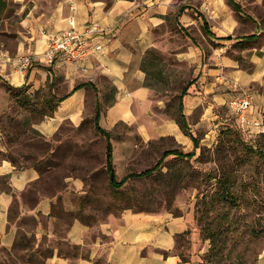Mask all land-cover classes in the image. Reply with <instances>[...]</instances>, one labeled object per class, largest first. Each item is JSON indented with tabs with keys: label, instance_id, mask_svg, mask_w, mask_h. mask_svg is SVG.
<instances>
[{
	"label": "crops",
	"instance_id": "crops-1",
	"mask_svg": "<svg viewBox=\"0 0 264 264\" xmlns=\"http://www.w3.org/2000/svg\"><path fill=\"white\" fill-rule=\"evenodd\" d=\"M16 1L20 11H23L21 23L31 33L28 38L18 39L15 56L7 50H0V55L10 59L34 56L36 61L26 73H19L12 62L0 64V114L7 111L13 100L7 90L1 89V83L6 89L15 88L16 93L23 90L31 97V94L46 89L49 77L52 82L53 76L61 75L63 87L69 89L65 95H70L56 105L51 116H45L32 126L50 144L49 159H58L59 155L61 161L67 159L70 146L65 144V135L61 138L57 136L61 135L65 124L76 129L83 126L88 111L94 110L97 99L102 106H106L101 113L100 125L109 132L120 121H137L138 113L151 119L149 114L155 100L145 84L143 63L153 46L150 26L157 18L156 14L165 15L170 7L183 8L179 16L181 20L190 19L199 23L191 15V11L197 8L203 14L199 17L202 29L206 23L211 33L205 36L219 43L218 47L211 48L208 63L203 65L204 76L199 77L201 82L208 79L205 85L199 87L203 93L213 94L218 106L226 103L227 94L219 93V88L223 87L216 83L224 76L236 79L240 87H258L260 91L254 97L255 101L258 102L260 97V102L264 103V0H234L241 8L240 12H235L228 0H204L202 5L200 0H53V4L45 7L39 6L35 0H30L34 4L28 6L25 4L28 0ZM72 16L79 27L89 23L99 24L102 33L89 41L90 55L84 61L67 63L57 59L55 63L48 64L43 53L49 39L66 30L68 18ZM239 22L251 32L237 39L229 37L230 25ZM250 35L258 36L252 41L257 42V47L253 49L258 53L251 57L253 67L245 71L229 57L228 43L238 44L241 38ZM96 45L101 46L97 52L94 50ZM88 82L96 88V92L91 87L72 92L76 85ZM198 89L193 84L190 91L200 95ZM200 101L199 96H188L185 115L190 113V110L186 111L188 105L192 107ZM161 126L164 127L159 132L160 136H174L185 145V153L189 151L191 140L175 123L168 120ZM147 131L144 129L140 133L148 135ZM2 148L0 142L1 151ZM76 149L82 159L81 166L76 168L78 173L74 175L73 168L68 166L54 190L44 187L43 175L36 167L19 168L8 160H0V264L9 259L7 252L13 251L20 232L24 231L17 224L20 221L33 222L31 231L24 232L34 237L35 249L43 246L51 249V254L42 264H196L194 254L205 253L209 246L207 241L196 243L199 237L191 214L173 216L169 213L126 210L118 217L109 215L106 221L96 226L82 219V201L93 195L94 185L99 181L87 169L86 153L89 150L84 147ZM99 172L101 183L108 184L104 160ZM55 206H62L64 211L74 214L62 238L54 233L61 222L60 218L52 217ZM43 219L45 224L41 222ZM186 240L194 250L192 256L184 255L187 258L184 261L178 248H183L181 245ZM72 247H78V250L68 251ZM72 253H76L77 257H71Z\"/></svg>",
	"mask_w": 264,
	"mask_h": 264
},
{
	"label": "rangeland",
	"instance_id": "rangeland-1",
	"mask_svg": "<svg viewBox=\"0 0 264 264\" xmlns=\"http://www.w3.org/2000/svg\"><path fill=\"white\" fill-rule=\"evenodd\" d=\"M35 2L39 6L43 5L42 7L53 4V0ZM204 2L200 0L201 5ZM7 3V9L0 13V50H7L15 56L18 39L28 38L31 31L21 23L23 11H20L17 1L7 0ZM25 4L28 6L34 3L28 0ZM177 15L178 9L170 7L165 15L156 14L157 18L150 26L153 46L145 57L144 65L145 84L150 88L155 100L153 110L149 114L151 119L148 120L138 113L137 121L132 123L120 121L110 131L118 179L131 172L139 173L154 166L165 150L177 149L186 152L185 145L178 142L174 136L159 135L164 127L161 125L168 120L175 123L172 118L178 97L185 85L194 82L198 89L208 82V79L199 81V77L204 76L203 65L208 63L211 48L218 47L219 43L212 42L205 36L202 21L199 19L203 14L198 12L197 8L191 11V15L199 23L191 22L190 19L181 20ZM230 30L229 37L233 36L234 39L251 32L241 22L230 25ZM26 42L30 41L26 39ZM228 44L227 53L232 60L237 61L240 69L246 71L253 67L250 60L254 53H258L254 50L257 42H249L244 47L239 44ZM53 77L52 82L49 77L46 89L31 94V97L25 95V92L14 94L1 83V89L7 90L13 100L7 111L0 114V142L3 145L0 160H14L19 166L41 163V167L47 170L43 174L42 184L50 190L56 180H60L61 175H64L68 166L73 168L74 175L78 173L76 168L81 166L82 159L76 147L78 150L84 147L89 150L86 153L87 169L92 171V176L94 175L99 183L94 185L93 195L82 201L84 203L81 207L84 213L80 214L82 219L96 226L106 221L109 215L118 217L126 210L151 214L169 213L173 216L191 214L199 237L197 244L205 241L202 229L207 219L199 218L205 210L204 203L214 198L218 188L215 177L234 171L241 204L228 213V219L224 222V228L222 227L225 231L215 241V249L219 253L210 257L207 255L211 246L207 240L209 246L207 251L203 254L198 252L194 254V263L264 264V103L260 102V97L258 102L255 101L254 97L260 91L258 87H240L236 79H226L223 76L216 83L223 87L219 88L218 92L227 94L228 100L218 106L213 94L203 93L200 88L198 89L200 95L192 94L190 91L192 85L184 102L188 96H199L202 100L198 105L186 107V111L190 110L187 118L192 134L200 145L194 157L189 160L168 157L161 171L150 177L129 180L117 192L108 184H102L100 180L99 170L103 160L105 162L106 143L94 130V110L88 111L83 126L76 129L65 124L61 129V135L57 136L61 138L65 135V144L70 146L67 159L61 161L60 155L58 159L51 158L49 162L43 159L41 143L47 142L32 126L44 119V114H49L51 108L55 107L54 101L49 105L44 103V99L48 97L49 86L55 96L62 97L69 91L63 87L61 75ZM245 95L252 99L249 118L251 121L259 122L260 127L243 132L231 115L228 103ZM105 107L102 106V110ZM144 129L148 130V135L140 133ZM253 146L259 148L260 152L253 154L247 151ZM192 151L191 141L187 153ZM48 164H52L53 168L48 170ZM219 206L220 204L216 203V208ZM63 209L61 206L60 210ZM64 215L66 220L61 219L60 224L54 229L59 238L64 236L67 220H71L67 214ZM209 217L216 223L219 217L217 209L210 211ZM41 222L46 223L44 219ZM17 224L25 232H30L33 222L20 221ZM214 228L218 226L215 225ZM24 231L20 232L16 248H13L12 252H7L9 259L5 264H42L43 257L50 255L49 247L35 249L34 237L26 235ZM94 232L96 233V230ZM181 247L183 248H178V251L186 261L184 255L192 256L194 249L187 240Z\"/></svg>",
	"mask_w": 264,
	"mask_h": 264
},
{
	"label": "trees",
	"instance_id": "trees-1",
	"mask_svg": "<svg viewBox=\"0 0 264 264\" xmlns=\"http://www.w3.org/2000/svg\"><path fill=\"white\" fill-rule=\"evenodd\" d=\"M228 3L235 12L241 11L240 6L234 0H228ZM7 7H8L7 0H0V13H2L4 10H6ZM182 12H183V8H180L178 10V16H180L182 14ZM203 31L207 37L211 35L209 28H208L206 23L203 24ZM257 37H258L257 35L245 36V37L241 38V42H239L238 44L241 47H244L245 44L254 41ZM144 64H145V61L143 63V69L145 70ZM145 72H146V70H145ZM193 84H194V82H189L187 85H185L182 88L180 95L178 97V102H177L176 108H175V114L172 118L175 121V123L177 124V126L179 127L180 131L186 137H189V139L192 141L193 151L189 152V153H185V152L177 150V149L165 150L161 154L159 160L157 161V163L154 166H152V167H150V168H148L142 172H139V173L131 172V173L125 175L124 177H122L121 179H118L117 174H116V170H115L113 145L111 142V133L109 131L103 129L100 125V119H101V113H102V104L98 101V99L96 100L95 108H94V116H93L94 130L100 137L104 138L105 143H106L105 144L104 171L108 177V186L112 190L118 192L129 180L150 177V176L154 175L156 172L161 171L163 166H164V163L168 157H173L174 159H180V160H189V159H192L194 157L195 151L200 148V145L198 143L197 138L194 137V135L192 134V131H191V128H190V125L188 122V118L184 113V109H185L184 98L188 95V91ZM85 87H91L96 92V88L89 82L76 85L72 92H75V91H77L81 88H85ZM8 90H10V92H14V94H16V92H17V90L15 91V88H12V87H8ZM18 93L22 94L23 90L18 92ZM69 95H70V93L67 95H64L62 97H56L53 94V92L51 91V87L49 86L48 97H47V99H44V101H45L44 103L46 105H49L51 102L54 101L55 107H56V105L58 103L62 102ZM55 107L51 108L49 114H44V117L45 116H51L55 110ZM260 133H263V132H260ZM41 144H42V151H44L43 159H45L47 162H49L50 159L48 158V156L50 155L51 146L48 143H41ZM248 150L250 151V153H253V154H257L260 152V149L255 148L254 146L251 147L250 149H247V151ZM10 162L13 165L18 166L19 168L28 167V166H19L16 164L17 162L14 160H10ZM30 166L36 167L39 170V172L41 173V175H43L44 173L47 172V170H45L41 167V163H35L34 165H30ZM52 168H53V165L48 164L47 169L49 170ZM234 175H235V172L231 171L228 173H223L219 177H215V179L217 181L218 188L215 191L214 198H212L209 201H206L204 203V205H205L204 209L205 210L202 211V214L199 218V220H202L203 218L207 219V220H205V226L202 229V231H203L204 236H205L204 240L210 241L211 246H210L209 251L207 253V255L209 257L217 255L219 253L215 249V244H216L215 241L219 237V235L223 234V232L225 231L222 229V227L224 228V222H226L228 219V216H229L228 213L232 209H234L235 207L238 208L239 205L241 204V197L237 193L236 188L238 186L235 182ZM58 185H59V182L56 180L54 186L50 187V190H54V189L58 188ZM239 188H240V186H239ZM216 203L220 204L219 208H216ZM214 209H217V211L219 212L218 221L216 223L213 220V218L209 217L210 211H213ZM66 213H68L70 219L73 218L74 214H71V212H66L64 210H60V208H57L55 206L54 210H53L52 217L66 220V217H64L65 216L64 214H66ZM67 222H68L67 224L69 225L71 220L68 219ZM229 223H231V220L229 221ZM215 225L218 226V228H214ZM13 248H16V244L14 245ZM76 250H78V247H72L70 249L71 252H76ZM40 255L43 256L42 253H40ZM48 256H45L43 258L45 259ZM71 257H77V254L72 253Z\"/></svg>",
	"mask_w": 264,
	"mask_h": 264
},
{
	"label": "built area",
	"instance_id": "built-area-1",
	"mask_svg": "<svg viewBox=\"0 0 264 264\" xmlns=\"http://www.w3.org/2000/svg\"><path fill=\"white\" fill-rule=\"evenodd\" d=\"M102 33V28L97 23H89L79 27L75 18H68V27L66 30L53 35L47 44L43 53L44 61L53 64L57 59L64 60L67 63H78L84 61L89 55V41ZM101 49L96 45L95 52ZM36 61L34 56H18L14 59L6 55H0V64L12 62L16 65L19 73H26ZM231 115L237 121L239 128L246 132L250 129H257L260 123L249 118V112L252 108V99L249 95L242 98L232 99L228 103Z\"/></svg>",
	"mask_w": 264,
	"mask_h": 264
}]
</instances>
